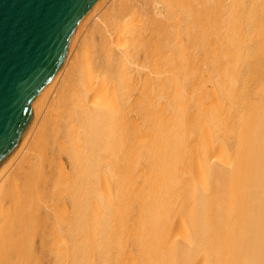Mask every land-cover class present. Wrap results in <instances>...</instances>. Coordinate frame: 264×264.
Segmentation results:
<instances>
[{"label":"bare ground","instance_id":"obj_1","mask_svg":"<svg viewBox=\"0 0 264 264\" xmlns=\"http://www.w3.org/2000/svg\"><path fill=\"white\" fill-rule=\"evenodd\" d=\"M0 165V264H264V0H98Z\"/></svg>","mask_w":264,"mask_h":264},{"label":"water","instance_id":"obj_2","mask_svg":"<svg viewBox=\"0 0 264 264\" xmlns=\"http://www.w3.org/2000/svg\"><path fill=\"white\" fill-rule=\"evenodd\" d=\"M98 0H0V165L62 67L74 31Z\"/></svg>","mask_w":264,"mask_h":264}]
</instances>
